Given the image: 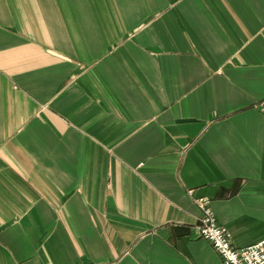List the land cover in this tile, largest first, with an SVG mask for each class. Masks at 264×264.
I'll return each mask as SVG.
<instances>
[{
	"label": "crops",
	"instance_id": "1",
	"mask_svg": "<svg viewBox=\"0 0 264 264\" xmlns=\"http://www.w3.org/2000/svg\"><path fill=\"white\" fill-rule=\"evenodd\" d=\"M201 197L264 241V0H0V264H222Z\"/></svg>",
	"mask_w": 264,
	"mask_h": 264
},
{
	"label": "built area",
	"instance_id": "2",
	"mask_svg": "<svg viewBox=\"0 0 264 264\" xmlns=\"http://www.w3.org/2000/svg\"><path fill=\"white\" fill-rule=\"evenodd\" d=\"M200 210L199 224L195 228L200 239L208 241L220 256L222 264H264V241L243 249H237L229 230L218 222L209 198H197Z\"/></svg>",
	"mask_w": 264,
	"mask_h": 264
}]
</instances>
